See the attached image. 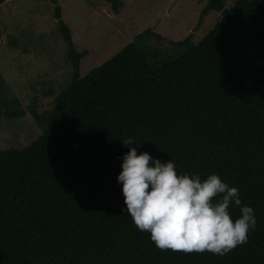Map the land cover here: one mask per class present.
Segmentation results:
<instances>
[{"label": "trees", "instance_id": "obj_1", "mask_svg": "<svg viewBox=\"0 0 264 264\" xmlns=\"http://www.w3.org/2000/svg\"><path fill=\"white\" fill-rule=\"evenodd\" d=\"M211 10L219 19L174 42L186 45L174 60L154 67L130 42L84 71L89 50L55 6L72 76L50 110L29 107L41 134L0 150V264H264V0H207L196 27ZM0 105V117L25 114L17 99ZM127 138L178 174L238 188L256 217L247 243L223 256L158 249L117 180Z\"/></svg>", "mask_w": 264, "mask_h": 264}, {"label": "rangeland", "instance_id": "obj_2", "mask_svg": "<svg viewBox=\"0 0 264 264\" xmlns=\"http://www.w3.org/2000/svg\"><path fill=\"white\" fill-rule=\"evenodd\" d=\"M207 0H3L0 4V102L19 100L25 114L0 117V150L22 147L41 134L29 112H47L72 76L67 46L54 15L55 6L70 24L78 48L89 53L82 70L134 42L158 67L181 56L186 45H174L191 33L196 43L219 19L211 10L196 27ZM229 8L235 0H223ZM0 109H3L0 105Z\"/></svg>", "mask_w": 264, "mask_h": 264}, {"label": "clouds", "instance_id": "obj_3", "mask_svg": "<svg viewBox=\"0 0 264 264\" xmlns=\"http://www.w3.org/2000/svg\"><path fill=\"white\" fill-rule=\"evenodd\" d=\"M122 144L128 151L117 180L126 212L140 231L150 233L158 249L223 256L247 243L256 217L252 207L241 205L238 188L216 173L206 178L178 174L172 160L138 154L132 138ZM233 203L240 211L236 219L230 211Z\"/></svg>", "mask_w": 264, "mask_h": 264}]
</instances>
